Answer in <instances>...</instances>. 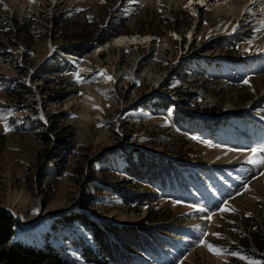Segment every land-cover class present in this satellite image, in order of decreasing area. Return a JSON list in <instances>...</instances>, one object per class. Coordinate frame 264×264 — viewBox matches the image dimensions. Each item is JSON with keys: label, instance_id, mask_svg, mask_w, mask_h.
I'll list each match as a JSON object with an SVG mask.
<instances>
[{"label": "rangeland", "instance_id": "rangeland-1", "mask_svg": "<svg viewBox=\"0 0 264 264\" xmlns=\"http://www.w3.org/2000/svg\"><path fill=\"white\" fill-rule=\"evenodd\" d=\"M138 34L160 40L116 43ZM230 36L241 46L222 44ZM99 47L107 52L97 57ZM251 59L259 62L250 68ZM133 66L132 78H120ZM232 97L251 111L213 132L233 115ZM181 112L187 129L174 124ZM252 120L264 126V0L0 2V210L15 217L18 242L45 240L67 264H96L82 254L90 232L58 222L84 213L119 227L185 228L184 254L167 264H264V163L250 162L264 160V129L255 135ZM128 150L212 173L221 187L211 177L203 196L192 190L193 203L124 202L119 192L135 188ZM230 241L239 247L215 245Z\"/></svg>", "mask_w": 264, "mask_h": 264}, {"label": "trees", "instance_id": "trees-1", "mask_svg": "<svg viewBox=\"0 0 264 264\" xmlns=\"http://www.w3.org/2000/svg\"><path fill=\"white\" fill-rule=\"evenodd\" d=\"M182 115L185 119L173 117L174 124L187 129L190 118L184 113ZM126 163L124 173L130 178L129 184L135 185V188L119 192L127 203L147 205L164 195L193 203L192 190L202 192L204 185L213 187L211 177L217 183L214 175L191 168L188 171L170 160L139 152L134 154L133 150H128ZM142 182L149 185L141 186ZM79 206L86 211L91 208L83 200ZM147 215L148 220L153 219L150 212ZM58 222L66 226L77 222L90 232L93 246L83 245L82 254L96 264H167L184 254V243L177 242L187 234L183 227L173 230L160 226L151 229L119 227L104 221L97 223L84 213L62 216ZM16 231L12 213L0 210V264H67L63 250L45 240L40 244L18 242L15 240ZM243 245H248V242Z\"/></svg>", "mask_w": 264, "mask_h": 264}, {"label": "bare ground", "instance_id": "bare-ground-1", "mask_svg": "<svg viewBox=\"0 0 264 264\" xmlns=\"http://www.w3.org/2000/svg\"><path fill=\"white\" fill-rule=\"evenodd\" d=\"M192 6V5H191ZM203 6H204V4L202 3V4H200V9H202L203 8ZM197 16H199V14L197 13ZM197 20L198 19H196L195 20V22H194V26L192 27V28H194L196 25H198V23H197ZM199 22V21H198ZM237 30H239L240 31V34H243V35H245L246 34V29L243 27V26H240V27H237ZM144 36H147V35H144ZM150 36H152V35H150ZM138 37H142L141 39H137ZM138 40H140L141 41V43H143V44H151V43H153L155 40H156V38H153V37H151V38H149V37H146V38H143V36H132L131 38H129V37H121V38H119L117 41H116V43L117 44H120V45H124V44H126V43H128V44H132V42L133 43H137V41ZM242 40V39H241ZM228 41H230V43L232 44V45H236L237 44V42H238V37H236V36H230V38H229V40ZM136 45V48H138V46L137 45H139V43L138 44H135ZM134 69H135V67L133 66V68L132 69H130V70H128V71H125V72H123L122 74H121V76H120V78H122V79H124L125 77H127L128 79H130V78H132L133 76H134V73H135V71H134ZM156 74V73H155ZM149 75H151V74H146V75H144V78L145 77H148ZM153 76H159L158 74L157 75H154V74H152L151 75V77H153ZM156 78V77H155ZM160 78V80L159 81H162V78L161 77H159ZM158 81V80H157ZM250 104H248L247 106H245L244 108H240V107H238L237 105H236V101H235V99L232 97V98H230V100L228 101V104H227V107H228V112L230 113V114H233V115H238V116H244V115H247V112L248 111H251V106L250 107H248ZM248 116V115H247ZM195 171V170H194Z\"/></svg>", "mask_w": 264, "mask_h": 264}, {"label": "built area", "instance_id": "built-area-1", "mask_svg": "<svg viewBox=\"0 0 264 264\" xmlns=\"http://www.w3.org/2000/svg\"><path fill=\"white\" fill-rule=\"evenodd\" d=\"M220 34V33H219ZM219 34H217V36L219 37L220 35ZM141 34H138V36H140ZM144 36V35H143ZM153 38H156V40L154 41V43L155 42H158L159 40H160V38L159 37H157L156 35L155 36H153ZM227 41H228V39H222V44L223 43H227ZM221 44V45H222ZM228 44V43H227ZM238 45H240V44H236V45H231V44H229L228 45V47H229V49L230 50H232V48L233 47H238ZM241 46V45H240ZM87 48H85V50H86ZM215 49V48H214ZM236 49V48H235ZM96 50H98L97 51V57H99L101 54H103V53H106L107 52V50H104V48H97ZM64 51V50H63ZM63 51H61V52H59V54L61 53L62 54V52ZM93 51V50H92ZM91 51V52H92ZM237 51V49L235 50V52ZM234 52V50H233V54L235 53ZM60 54V55H61ZM68 55V59H76L75 57H76V55L74 56V54H67ZM62 56V55H61ZM64 57V56H63ZM66 58V57H65ZM237 58H234V60H236ZM186 64V61L185 60H181V63H180V65H178L177 67H176V69H178L176 72H175V74H176V76H181V75H183L184 74V71H185V65ZM87 74V76H89L88 75V73H86ZM167 77H168V79H173V77H172V73L171 74H168L167 76H164V81H166L168 84H169V82H168V79H167ZM216 246H223V247H225L226 249H227V251H230V250H232V249H234V248H237V247H239V245H238V243H236V242H234V241H230V242H225L223 245L222 244H215Z\"/></svg>", "mask_w": 264, "mask_h": 264}, {"label": "snow or ice", "instance_id": "snow-or-ice-1", "mask_svg": "<svg viewBox=\"0 0 264 264\" xmlns=\"http://www.w3.org/2000/svg\"><path fill=\"white\" fill-rule=\"evenodd\" d=\"M0 2H2V0H0ZM108 79L109 80H111L112 78L111 77H108ZM245 83H247V81H245ZM6 127V130H11L10 128H8L7 127V125L5 126ZM251 151H252V153H253V155H255L256 153H257V149H255V148H253V149H251ZM250 162H252V163H264V160H260V161H255V160H252V161H250ZM224 210H226V208H222L221 209V211H224ZM208 219H210L211 217H207ZM210 250H212V251H214V252H216V254H221L222 253V250H220V249H215L214 247H212V246H210ZM252 264H257V262H252Z\"/></svg>", "mask_w": 264, "mask_h": 264}, {"label": "clouds", "instance_id": "clouds-1", "mask_svg": "<svg viewBox=\"0 0 264 264\" xmlns=\"http://www.w3.org/2000/svg\"><path fill=\"white\" fill-rule=\"evenodd\" d=\"M223 245V244H222ZM220 247V246H219ZM225 248V247H224ZM227 250V249H226Z\"/></svg>", "mask_w": 264, "mask_h": 264}]
</instances>
